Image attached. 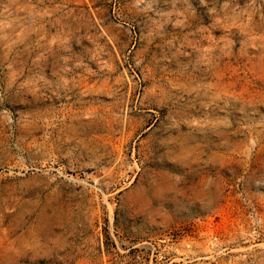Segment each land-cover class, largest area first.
Masks as SVG:
<instances>
[{
    "label": "rangeland",
    "instance_id": "1",
    "mask_svg": "<svg viewBox=\"0 0 264 264\" xmlns=\"http://www.w3.org/2000/svg\"><path fill=\"white\" fill-rule=\"evenodd\" d=\"M0 264H264V0H0Z\"/></svg>",
    "mask_w": 264,
    "mask_h": 264
}]
</instances>
